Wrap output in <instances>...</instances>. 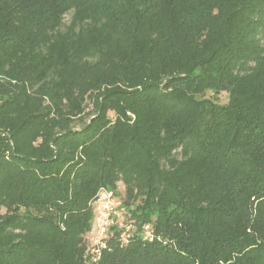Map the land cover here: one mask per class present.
Wrapping results in <instances>:
<instances>
[{"label": "trees", "instance_id": "16d2710c", "mask_svg": "<svg viewBox=\"0 0 264 264\" xmlns=\"http://www.w3.org/2000/svg\"><path fill=\"white\" fill-rule=\"evenodd\" d=\"M0 264H264V0H0Z\"/></svg>", "mask_w": 264, "mask_h": 264}, {"label": "built area", "instance_id": "2783aa9c", "mask_svg": "<svg viewBox=\"0 0 264 264\" xmlns=\"http://www.w3.org/2000/svg\"><path fill=\"white\" fill-rule=\"evenodd\" d=\"M117 205V199L112 191H101L92 204L95 209V219L89 233V240L92 244L91 253L94 256L100 255V251L105 248L104 238L114 225ZM146 237H151L148 227Z\"/></svg>", "mask_w": 264, "mask_h": 264}, {"label": "rangeland", "instance_id": "374dc122", "mask_svg": "<svg viewBox=\"0 0 264 264\" xmlns=\"http://www.w3.org/2000/svg\"><path fill=\"white\" fill-rule=\"evenodd\" d=\"M69 20H70V15L66 16V18H65V22L68 23ZM207 98L213 99L214 96H213L211 93H209V94L207 95ZM218 98H219V101H220L221 103H225L226 100H227V96H226V94H222V95L219 96ZM120 188L122 189V185H120ZM117 203H118V205L116 206V214H115V216L120 217V216H122L123 211H122V209H121V206H120L118 200H117Z\"/></svg>", "mask_w": 264, "mask_h": 264}]
</instances>
